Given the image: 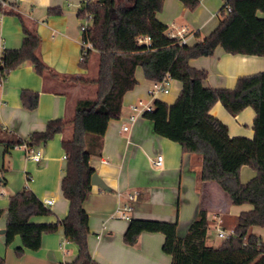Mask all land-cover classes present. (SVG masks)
<instances>
[{"label":"crops","instance_id":"obj_1","mask_svg":"<svg viewBox=\"0 0 264 264\" xmlns=\"http://www.w3.org/2000/svg\"><path fill=\"white\" fill-rule=\"evenodd\" d=\"M164 1L162 10L157 14L158 21L169 30L187 28L189 47L209 37L218 28L219 12L226 4L224 0H202L196 10L190 11L179 0ZM8 2L10 7L0 23V48H21L23 23L29 32L40 37L36 54L57 76L54 78L48 73L40 76L32 65L26 63L12 71L0 88V137L3 133H12L27 141L32 133L45 131L52 120L63 118L70 123L75 117L79 99L96 98V85L82 80L94 81L98 78L99 55L93 53L88 69L81 67L79 0ZM50 10L61 12L50 15ZM259 17L263 20L264 14H259ZM189 64L208 73L204 85L213 90H233L240 78L264 73V57L230 55L221 48L213 56L194 59ZM135 76L138 84L124 96L121 118L109 123L102 155L90 160V166L110 189L105 191L93 186L85 203L90 228L88 246L98 264L172 263L171 256L162 250L165 242L163 234L144 233L135 246L124 243V235L133 219L177 222L178 237L183 238L201 208L208 211L209 222L212 220L210 231L213 229L215 234L219 224L225 232L234 230L238 216L253 209L250 205H230L227 194L217 183L203 182L200 178L201 158L196 154L183 153L178 144L157 136L153 123L144 119V115L139 116L135 123H129V117L134 114L132 106L139 101L154 104L159 100L172 105L177 101L183 85L172 80L168 94L151 100L148 96L151 82L145 79L140 67L136 69ZM65 78L80 81L65 82ZM25 90L39 94L38 107L34 111L24 109L22 105L21 93ZM211 115L228 127L231 138H254V109L247 108L232 116L221 103H216ZM125 126H129L128 132L123 131ZM72 138L73 125L69 124L53 140L37 147L42 153L38 163L28 161L25 146L7 151L0 144V210L4 211L0 219V256L6 264H71L76 260L78 248L65 239L63 229L44 235L39 251L25 250L21 257L15 252L22 247L20 237L7 246L5 233H1L8 226L10 196L25 188L43 203L45 200L53 201L47 206L52 215L34 217L32 223H56L66 218L69 202L63 196L62 180L68 162L62 143ZM158 156H163L161 166L155 165ZM255 176L256 172L247 166L240 171L244 184ZM134 194L138 198L130 201L129 196ZM125 205L132 207L127 214L129 219L122 218L119 212V208ZM252 234L264 241V228H253Z\"/></svg>","mask_w":264,"mask_h":264},{"label":"trees","instance_id":"obj_2","mask_svg":"<svg viewBox=\"0 0 264 264\" xmlns=\"http://www.w3.org/2000/svg\"><path fill=\"white\" fill-rule=\"evenodd\" d=\"M125 1L94 0L82 4L78 11L80 20L91 17L82 40L95 48L80 63L81 67L88 69L93 53L99 55L98 78L82 80L96 85V98L79 99L70 123L63 118L52 120L45 131L32 133L27 141L12 133L1 134L0 144L9 151L46 145L69 124L73 125L72 140L62 143L68 162L62 180L63 196L69 202L66 218L56 223H32V218L47 217L52 212L25 188L9 198L6 245H12L20 237L22 247L15 252L21 257L25 250L39 251L44 235L63 229L65 239L78 248L77 258L71 264H98L88 246L90 228L85 210L95 174L90 160L102 155L109 123L121 118L124 96L138 84L135 73L140 67L148 82L158 83L168 77L183 84L172 105L156 100L154 109L143 114L144 119L153 123L155 134L178 144L183 153L198 155L202 160L201 180L217 183L227 194L230 205H250L253 209L238 216L236 234L218 247L206 244L210 223L204 208L199 210L183 238L178 237L177 222L133 219L124 235V243L135 246L142 234L160 233L165 236L162 250L171 256V264H264V241L252 234L253 228H264V73L240 78L233 90H213L204 85L208 73L189 64L191 60L213 56L218 48L230 55L264 57V19L259 17L264 14V0H224L226 4L219 12L218 28L193 47L180 45L170 37L169 28L158 21L157 14L164 0H135L132 7H126ZM179 1L186 9L194 11L202 0ZM228 7L230 13H227ZM60 12L50 10L49 14ZM22 26V46L17 50H4L0 78L7 79L12 71L26 63L32 65L38 75L48 73L56 78L36 54L40 37L29 32L23 23ZM145 38L149 39V44H140L139 40ZM21 95L24 109L34 111L38 107V93L25 90ZM216 103H221L232 116L247 108L254 109V138H231L228 127L211 115ZM245 166L256 172L246 184L240 179V171ZM3 214L0 210V219ZM0 264H6L1 256Z\"/></svg>","mask_w":264,"mask_h":264},{"label":"built area","instance_id":"obj_3","mask_svg":"<svg viewBox=\"0 0 264 264\" xmlns=\"http://www.w3.org/2000/svg\"><path fill=\"white\" fill-rule=\"evenodd\" d=\"M94 0H79L80 2V6L82 4H86V3H90L93 2ZM10 7L8 0H0V23L2 22V19L7 11V9ZM231 9L228 7L227 8V13H230ZM81 21H85V23H82L80 26V30L83 32H85L89 26V24L91 23V17H86L84 20ZM188 29L187 28H181V29H173L170 30V37L173 39L178 40L180 45H187L188 43ZM139 43L142 44H149V39L145 38V39H140ZM81 56H80V61L82 62L84 60V58L87 56V54L90 51H93L95 48H93V45L89 42H85L82 40L81 42ZM3 56H4V50L2 48H0V65L3 64ZM5 78H0V88L2 87L3 83H4ZM171 82L172 80L168 77H166L162 82H158V83H151L150 89L148 91V96L151 100L155 99L156 97H158L159 95L162 94H168L170 91V86H171ZM154 109L153 104H147L144 103L143 101H139L136 105L132 106V111L134 112L133 115H131L129 117V123H135L138 119L139 116L143 115L146 112H151ZM129 130V126H125L123 128V131L128 132ZM26 148V154H27V159L28 161H33V162H41L42 159V153L40 151V149H38L37 147H27ZM163 162V156H158L155 162V165L157 166H161ZM137 194L131 195L129 196V200L130 201H135L138 197ZM53 201L52 200H45L44 201V205L45 206H50L52 205ZM132 211V207L125 205L119 208V212L122 213L121 216L124 219H129L128 217V213ZM217 234L218 237L226 240L228 238H230L231 236H234V230L230 231V232H225L222 228H221V224H219V226L217 227Z\"/></svg>","mask_w":264,"mask_h":264},{"label":"rangeland","instance_id":"obj_4","mask_svg":"<svg viewBox=\"0 0 264 264\" xmlns=\"http://www.w3.org/2000/svg\"><path fill=\"white\" fill-rule=\"evenodd\" d=\"M134 3H135V0H127V1H125V6H126V7H132V6L134 5ZM119 4H120L121 6H123V5L120 3V1H119ZM82 23H85V21H82ZM94 53H95V52H94ZM211 222H212V220H211ZM211 222H209L210 225H211ZM222 241H223V239L219 238V237L217 236V234L214 233V230L211 229V231H210V233H209V235H208L207 244H208V245H213V246H218V245L221 244Z\"/></svg>","mask_w":264,"mask_h":264},{"label":"water","instance_id":"obj_5","mask_svg":"<svg viewBox=\"0 0 264 264\" xmlns=\"http://www.w3.org/2000/svg\"><path fill=\"white\" fill-rule=\"evenodd\" d=\"M93 180H91V183L93 186H96L102 190H105V191H109V187L104 183V181L98 176V174H94V176L92 177ZM2 234L5 233V231H2L1 232Z\"/></svg>","mask_w":264,"mask_h":264}]
</instances>
